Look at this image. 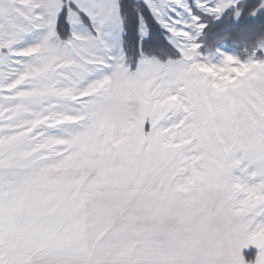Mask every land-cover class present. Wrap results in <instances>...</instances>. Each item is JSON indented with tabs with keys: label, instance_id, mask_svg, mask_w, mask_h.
<instances>
[{
	"label": "snow or ice",
	"instance_id": "1",
	"mask_svg": "<svg viewBox=\"0 0 264 264\" xmlns=\"http://www.w3.org/2000/svg\"><path fill=\"white\" fill-rule=\"evenodd\" d=\"M235 5L0 0V264H264V39H196Z\"/></svg>",
	"mask_w": 264,
	"mask_h": 264
},
{
	"label": "trees",
	"instance_id": "2",
	"mask_svg": "<svg viewBox=\"0 0 264 264\" xmlns=\"http://www.w3.org/2000/svg\"><path fill=\"white\" fill-rule=\"evenodd\" d=\"M257 0H243L228 8L220 17L206 15L203 17L205 27L199 35L201 51L212 53L216 47L223 44L234 50L238 56H245L259 41L264 39V8H257L255 13L250 9Z\"/></svg>",
	"mask_w": 264,
	"mask_h": 264
},
{
	"label": "rangeland",
	"instance_id": "3",
	"mask_svg": "<svg viewBox=\"0 0 264 264\" xmlns=\"http://www.w3.org/2000/svg\"><path fill=\"white\" fill-rule=\"evenodd\" d=\"M243 0H236V4H238L239 2H241ZM231 8V7H229ZM260 8H264V6L260 7ZM228 8L224 9L221 13H219L218 15H213L215 17H220L222 15V13L224 11H226ZM203 23H205L204 21H202ZM202 30V29H201ZM201 30H199L196 34V39H197V42L200 44L198 38H199V35L201 33ZM219 51H223L225 53H229V54H233V55H237L236 52H234V50L232 49H228L227 47H225L223 44H220L216 47L215 51L212 52V53H204L205 55L209 56L211 59H213V61L217 60L219 57H218V54L217 52ZM238 56V55H237Z\"/></svg>",
	"mask_w": 264,
	"mask_h": 264
}]
</instances>
